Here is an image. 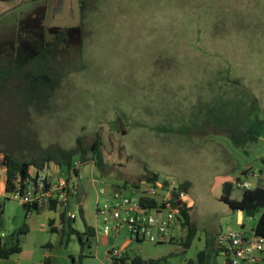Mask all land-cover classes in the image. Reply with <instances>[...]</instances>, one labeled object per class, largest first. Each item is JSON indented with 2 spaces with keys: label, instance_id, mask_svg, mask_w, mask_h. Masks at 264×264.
I'll list each match as a JSON object with an SVG mask.
<instances>
[{
  "label": "rangeland",
  "instance_id": "rangeland-1",
  "mask_svg": "<svg viewBox=\"0 0 264 264\" xmlns=\"http://www.w3.org/2000/svg\"><path fill=\"white\" fill-rule=\"evenodd\" d=\"M45 1L0 0V52L10 49L27 11ZM69 4L60 25L78 53L62 60L65 75L54 97L41 105L26 103L15 82L4 86L6 74L0 73V148H24L27 141L36 150L71 148L79 136L86 143L99 137L105 173L91 160L78 165V176L58 170L79 186V200L70 206L73 227L83 231L86 222L95 237L79 258V241L74 234L65 241L56 211L43 206L29 212L20 198L3 191L2 243L24 224L28 230L19 235L21 251L0 258V264H41L47 256L51 264H111L107 252L123 244L125 232L116 238L101 233L95 216L98 185L123 187L126 182L129 187L147 172L159 174L176 190L190 182L186 192L197 233L187 248L177 239L133 241L128 254L167 256L164 264H184L197 260L210 238L231 230L250 235L264 206L253 217L245 213L239 223V212L221 195L223 184L237 178L264 188V0ZM73 6L82 15L83 42ZM35 17L25 28L40 26ZM52 22L50 13L46 26L37 29L47 40L58 29ZM3 166L0 159V188ZM242 191L236 187L233 197ZM50 218L57 231L50 229Z\"/></svg>",
  "mask_w": 264,
  "mask_h": 264
},
{
  "label": "built area",
  "instance_id": "built-area-1",
  "mask_svg": "<svg viewBox=\"0 0 264 264\" xmlns=\"http://www.w3.org/2000/svg\"><path fill=\"white\" fill-rule=\"evenodd\" d=\"M52 164H45L41 168L30 166L25 176L18 173L9 193L20 198L23 205L30 206L29 212L33 210L31 206L36 204L38 208L53 206L58 214L64 212L66 216L74 217L70 206L80 192L79 186L71 177L59 174L60 168ZM80 164L79 160L75 163L76 166ZM75 175L78 176V172ZM167 182L164 185L158 180L156 183L141 180L135 186L110 188L100 182L95 216L101 233L105 237L116 238L125 232L122 246H112L107 252L111 264H127L122 260L124 249L133 241L162 243L173 239L180 241L184 237L180 232L185 230L182 226V209L189 208L187 192L180 186L176 190ZM237 186L243 190L256 188L248 181H240ZM238 212L242 214L244 210ZM217 245L221 257L219 264H264V236L257 235L255 230L250 235L231 230L217 238Z\"/></svg>",
  "mask_w": 264,
  "mask_h": 264
},
{
  "label": "trees",
  "instance_id": "trees-1",
  "mask_svg": "<svg viewBox=\"0 0 264 264\" xmlns=\"http://www.w3.org/2000/svg\"><path fill=\"white\" fill-rule=\"evenodd\" d=\"M84 29L82 30L83 33ZM84 36H82V39ZM64 40V36L60 35L58 41L55 44H59ZM71 53H68L66 59H70ZM57 48L49 46L45 48L40 56L33 61L20 66L19 69H13L12 63H0V73L6 74L1 80L4 86L13 84L15 87L22 91L26 96V103L33 105H41L45 103L47 99L54 97L57 89L61 85V81L64 77V73L61 70L63 65L59 59ZM69 64V62H67ZM18 79L11 80L13 76ZM10 76L9 78H7ZM27 147H20L18 149H12L7 146L0 148V159L3 163L5 170L4 182L2 183L3 189L6 192L11 191L13 188V179L19 173L21 176H25L30 166L38 168L43 167L45 164L54 163L60 169L77 174L78 166L75 165V157L80 163L86 161H93L94 164L100 169L102 173H105L103 166L102 155V142L99 137H95L92 142L86 143L82 136L76 138L74 146L71 148H64L59 145H52L49 147H42L36 150L30 141H27ZM159 178V174L155 172H147L142 179L131 182L130 185H137L141 180H146L150 183H156ZM242 181L241 178H237L235 181H226L223 184V193L221 200L229 204L233 211L240 209L246 210L253 202L255 197V189H244L239 198L233 197V192L237 186V183ZM126 182L123 187H126ZM180 188L187 191L190 187L189 181H184L179 184ZM76 199L79 200V193L76 195ZM50 210L56 211L53 206L48 207ZM258 208H256V212ZM79 214L83 216V209L79 207ZM183 221L182 226L186 230L185 236L179 241L184 248L190 246L192 239L196 236L197 226L191 221L190 209H182ZM247 215V214H246ZM59 221L61 223V232L66 234L65 241L67 242L70 235H76L80 244L79 258L83 255L85 246H91V243L95 237V229L93 226L84 222V230L79 231L73 227L74 217L66 216L64 212L58 214ZM55 220L50 218L48 224L52 231H57V227L54 225ZM28 230L26 224H24L16 233L6 237L0 248V258H8L12 254L19 253L21 251L19 235L26 233ZM257 235L264 236V209L258 219L257 225L254 228ZM218 237L210 238L207 240L206 247L198 253V259H189L184 264H215L217 261L214 259L215 241ZM171 255V253H170ZM218 256V252H217ZM71 260L75 262L74 257ZM123 261H127V264H164L167 260V256L160 258H143L138 254L130 255L126 251L124 253ZM42 264H51V258L49 256L43 259Z\"/></svg>",
  "mask_w": 264,
  "mask_h": 264
},
{
  "label": "flooded vegetation",
  "instance_id": "flooded-vegetation-1",
  "mask_svg": "<svg viewBox=\"0 0 264 264\" xmlns=\"http://www.w3.org/2000/svg\"><path fill=\"white\" fill-rule=\"evenodd\" d=\"M64 0L59 3V0H46L45 4H41L35 8L30 9L25 14L23 21L20 23V27L15 36V40L10 46V49H6L5 51L0 52V62H4L7 64L12 63L13 69L18 66V62L21 66L28 64L29 62L33 61L34 59L38 58L40 54L44 51L45 48H48L50 45L54 48H57V53L59 55V59L65 60L68 53H71L70 56L73 57L74 54H77L76 47H73L69 43L68 33L67 30L63 25H60V21H63V13L65 12V3ZM68 1V6L69 0ZM64 5V9L61 10L60 5ZM57 8V11H53L52 9ZM72 8V7H71ZM74 10L75 7L73 6ZM59 9V10H58ZM55 10V9H54ZM75 12V11H74ZM52 15L53 13V22L55 25L58 26L57 31L50 39H45L44 34L42 31L40 32L37 30L38 28H43L46 26V20L48 16ZM55 15V16H54ZM36 16V17H35ZM38 19V26L37 29H28L25 28V24L28 23V19ZM71 19V18H70ZM82 23V15L79 16V24H80V35L82 41V30H83V23ZM60 35L64 36V40L59 44H55L58 41ZM83 42V41H82ZM17 69V68H16ZM15 70V69H14ZM16 71V70H15Z\"/></svg>",
  "mask_w": 264,
  "mask_h": 264
},
{
  "label": "water",
  "instance_id": "water-1",
  "mask_svg": "<svg viewBox=\"0 0 264 264\" xmlns=\"http://www.w3.org/2000/svg\"><path fill=\"white\" fill-rule=\"evenodd\" d=\"M65 9L66 10L69 9L67 0L65 2ZM74 15H75L74 23H77L79 21V15H78V11H77L76 6H75ZM158 182H162L164 185H167V183H168L167 180L163 179L162 177L158 178ZM259 205H263L264 206V188L256 187L255 188V197L253 199V202L250 204V206L244 212L247 214V216L253 217L255 215V213H256V208ZM31 207L34 210L38 209V206L36 204H33ZM23 208L28 210L30 208V206L23 205ZM1 247H2V238L0 237V248ZM217 248H218V245H217V240H216V245H215V250H214V259H216V260H217V252H218ZM215 263L217 264L218 262L216 261Z\"/></svg>",
  "mask_w": 264,
  "mask_h": 264
},
{
  "label": "crops",
  "instance_id": "crops-1",
  "mask_svg": "<svg viewBox=\"0 0 264 264\" xmlns=\"http://www.w3.org/2000/svg\"><path fill=\"white\" fill-rule=\"evenodd\" d=\"M247 169V168H246ZM264 176V175H263ZM4 189H3V186L1 185V190H0V193L3 191ZM244 217H245V212L244 213H242V214H240L239 213V218H238V222L239 223H241V219L244 221ZM243 221H242V223H243ZM217 240V239H216ZM215 243H216V241H215ZM130 244V243H129ZM128 244V245H129ZM128 245L125 247V249H124V251L126 252L127 251V247H128ZM122 246V245H121ZM124 252V253H125ZM218 257H219V255L217 256V264H219L220 263V261H219V259H218ZM43 263V261L41 262V264ZM216 264V263H215Z\"/></svg>",
  "mask_w": 264,
  "mask_h": 264
}]
</instances>
